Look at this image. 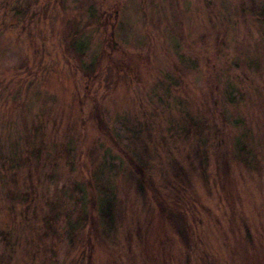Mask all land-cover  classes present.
Returning <instances> with one entry per match:
<instances>
[{
	"label": "rangeland",
	"instance_id": "rangeland-1",
	"mask_svg": "<svg viewBox=\"0 0 264 264\" xmlns=\"http://www.w3.org/2000/svg\"><path fill=\"white\" fill-rule=\"evenodd\" d=\"M35 1L29 36L14 2L0 4V79L24 77L23 58L32 68L29 99L0 104V165L13 154L3 142L19 144L38 114L46 121L39 160L14 183L0 174V254L5 228L13 244L0 263L31 264L18 238L40 222L20 211L57 194L45 232L58 264H264V0H91L118 45L107 62L91 34L101 65L91 79L64 53L58 5ZM8 187L20 195L13 217ZM156 195L184 213L187 251ZM33 251L32 264L44 259Z\"/></svg>",
	"mask_w": 264,
	"mask_h": 264
},
{
	"label": "trees",
	"instance_id": "trees-1",
	"mask_svg": "<svg viewBox=\"0 0 264 264\" xmlns=\"http://www.w3.org/2000/svg\"><path fill=\"white\" fill-rule=\"evenodd\" d=\"M29 1L30 0H21V1L20 0H14V1L13 0H0L1 6H4V7L7 5H12V3L14 2L12 5L14 17H16V20L17 18L19 19V17H22V19L19 20L23 23V26H22L23 28L21 27V32L26 33L27 35L29 34L28 32L30 30V25L32 24V20H33L32 18L36 16L34 11H30L31 2H36V1L32 0L30 1V3H28ZM48 3H50V1ZM51 4H54V7L57 4L62 13L59 37H60V43L63 45L64 53L66 55H69L70 59H71L70 56L74 57V55L75 57L80 59V61L79 60L78 61L80 65L82 66V68L84 67V65L86 66V64H88L89 66L88 72L85 73V76L89 79L94 78L96 76L95 73L99 71L98 69L101 65H100V62L98 61L95 62L96 56L93 55L92 57L90 55L91 56L90 57L88 54V51L91 45L89 43L91 34L94 32L97 33L98 30L101 32V35L103 36V40H102L103 49L101 51L100 56H104L105 58H107L106 59L107 62L111 61L109 59L110 52H114L115 50H118L117 49L118 45H117V42L113 39V35L109 34L108 36H105L107 32L106 31V24H107L106 21L109 19V16L106 14L105 16H103V14L101 13V16H102L101 21L103 23L100 22L98 17L95 19L94 7L92 5L91 0H80V3H78V5L81 6L80 8L77 6H74V8L68 6L67 0H52ZM54 9L55 8H52L50 10L51 13H53L52 11H54ZM110 11H111V15L114 14L112 10ZM45 13H47V7L45 11H43V9L41 11L38 10L37 15L38 16L40 14L45 15ZM83 18L85 21L82 20ZM89 19H91L92 21L89 22ZM107 50H109V53L107 52ZM24 61H25L24 58L21 59L22 66H19L21 68L18 69L19 72L25 73L24 77L22 76L19 77L20 73L16 74L17 71H15L13 75L9 77L8 80H5L4 78L0 79V104L3 107H7L8 103H10L11 101H12L11 103H13L14 98L22 99V101L20 100V102H23L24 100L29 99L30 93L28 92L29 89H28V84H26V81H27V78L32 76L31 74L32 68L28 69L27 66L24 64ZM82 68L80 67L79 70H82ZM4 73L5 72H3L2 75ZM94 110L97 113L96 107H94ZM37 117H38L37 121L39 120L41 121H39V123H37L34 128V123L36 121L33 120V122L31 123L33 125V128H29L26 131L22 132L23 137L21 138V141L19 144L12 143L9 146L8 142L2 143L5 145H8V148H10L14 154V155L12 154V156H10L9 158H6L8 159L7 160L8 163H4L0 165V174L4 177V180L8 179L9 181H13V183L14 181L16 182L15 176L17 175V172L21 170L23 165L25 164L28 165L29 159L37 158V160H39L40 152L39 151L36 152L35 146L38 140V134L42 132L41 131L43 130L42 127L45 126L46 121L42 123L44 121L42 114H38ZM94 118L99 126H103L104 123L99 115H94ZM3 133H6V132H3ZM131 165L134 166L133 164ZM1 180L3 181V179ZM5 184L6 183L3 182V186ZM30 191L33 192L32 190ZM22 194L25 196L27 195L26 192ZM29 195L31 196V194ZM5 196L9 197V205L7 208L6 207L4 208L5 211L7 213H12V217L16 216L15 211L17 209L16 208L17 204H21V202L19 201L20 195H18L16 192L14 193L12 189H10V191H7L4 194V197ZM156 196L158 197V195ZM88 197L91 198V199L89 198V201L91 200L94 201V196L91 193H89ZM159 197H158L157 204H158V208H160V212L164 214L165 221L175 226L174 230L176 232V235L180 238L182 245L187 251L188 248H190V239L188 238V233H187L188 226H186L187 224H186L184 213H181L175 210L172 211L171 208H168L167 206L163 205L162 196H159ZM58 202H59V196L57 194H52L49 199L47 200L45 199V202L43 203L44 205L38 206V208L35 209L33 214H32V210L28 211L26 209V207H28V203H24V206H23L24 209L20 211L19 217L27 219V215H29L31 220L35 219L34 221L40 222V225L37 224V226H35L33 222L32 228H31L32 231L35 229L34 230L35 239H37V236L40 235L38 242L35 241L34 244L32 243L34 239V235L30 229H29V232L22 231L21 233L22 236H19L18 238V240L25 242L27 246L25 247V251L28 249L29 245L31 246V248H29L30 249L29 253L31 252L29 254L31 264H32V256L34 255L33 250L36 248L40 249V251L42 252V257L44 258L41 261L39 260L36 264H58L59 253L58 254L57 252L55 253V251L52 250V248L46 243L47 232H45V227H46V230L49 229L51 226V221L56 220L61 213L60 207H59L60 205H58ZM49 212H51V214H54V217H50ZM90 216L92 219L90 218ZM90 216L85 217V221L89 217V221H88L89 226L87 229V235H89L90 232L92 233L93 217L92 215ZM7 229L8 228H5L4 232L1 233L2 239L4 241H7L3 246L4 255L0 254V256L4 257V261L5 259L8 261L11 260V255L13 254V253H8L5 251L7 248L13 247L12 240L9 237L11 230L9 232ZM80 229H82V227ZM80 229H78L77 231L79 234L82 233V230ZM27 241L31 243L28 244ZM88 244L89 243L86 240L84 247H87ZM5 252L6 254H9L10 256L5 255Z\"/></svg>",
	"mask_w": 264,
	"mask_h": 264
}]
</instances>
